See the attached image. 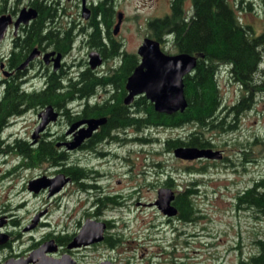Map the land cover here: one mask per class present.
<instances>
[{"label":"rangeland","instance_id":"374dc122","mask_svg":"<svg viewBox=\"0 0 264 264\" xmlns=\"http://www.w3.org/2000/svg\"><path fill=\"white\" fill-rule=\"evenodd\" d=\"M14 1L19 9L26 0H10L11 3ZM112 3L114 15L118 10L122 11V24L131 28L125 34L124 45L132 52L147 31L146 19L162 15L167 10L166 0H112ZM228 3L238 21L247 26L252 35L264 31L262 0H228ZM2 47L6 50L7 44ZM260 54L261 62L252 75L254 86L234 81L225 65L218 66L215 71L221 99L216 116L221 125L216 130L203 129L198 137L208 140L212 145L210 148L220 150V160L183 162L164 148L166 139L188 135L193 129L190 125L174 129L147 128L143 132L151 141L156 139L153 144L140 147L131 142L119 146L105 145L101 149L108 150V153L99 159H93V155L85 151L69 152L68 158L79 162L84 169L97 168L109 172L112 177H101L99 185L110 184L114 193L125 197L123 201L122 197H118L121 205L110 204L98 210L105 218H121L125 222L124 226L118 224L107 230L122 237L117 244L119 250L114 252L103 244L80 249L76 251L77 264H92L102 257L122 264L127 256H132L135 264L161 259L164 264H169V261L177 264H243L248 261L250 253L256 251L255 241L264 238V215L242 205L237 206L236 196L264 172V45L260 47ZM244 96L247 97L242 106L237 107L236 112L231 111V106ZM32 111L26 110L16 118H10L15 122L4 129L2 136L8 139L27 137L34 120ZM148 148L159 153L144 151ZM126 153L133 162V173L147 171L144 185L156 180L154 176L158 178L163 172L176 179L177 190L182 189L180 187L187 184L190 178L197 180L198 184L189 185L197 188L192 195L194 212L189 215L194 218L184 222L186 224L174 222L175 232L170 225H166L165 229H171L164 232L160 229L163 225L159 226L160 222H164L162 214L146 203L154 195L152 186L143 185L141 192L126 197L129 190L136 189L125 185L129 182L124 175L127 174L124 172L127 166L121 156ZM29 158V152L24 155L14 145H0V220L3 221L0 233H9L11 237L6 240L8 245L0 243V264L4 259L17 258L19 254L28 256L31 248L38 245L33 244L39 243L44 235L75 233L84 214L93 211L91 198L99 191L92 189L90 197L86 198V194H78L73 181L49 196L46 189L32 192L26 186L30 177L50 173L53 167L47 162L34 163ZM118 178L123 183L116 184ZM134 196H139L138 205L133 204ZM38 213L37 224L26 229Z\"/></svg>","mask_w":264,"mask_h":264},{"label":"flooded vegetation","instance_id":"af4514ba","mask_svg":"<svg viewBox=\"0 0 264 264\" xmlns=\"http://www.w3.org/2000/svg\"><path fill=\"white\" fill-rule=\"evenodd\" d=\"M166 2L167 10L164 14L146 19L147 31L136 46L135 52H132L124 45L126 42L125 34L131 28L129 26L125 27L122 24L124 17L122 11L118 10L114 15L112 0H26L19 9L17 8L16 1L11 3L10 0H0V14H7L12 20L11 24L7 25L0 39V99L3 98L8 88L15 89L16 93L19 94V98L16 100L17 110L8 117V120L1 129L0 145L2 143L4 145H26L31 154L42 145H50L55 153L58 154L55 161L48 162L43 158L42 161L37 163L47 162L48 166L53 167L52 172L32 176L29 180L39 177L53 178L57 174H63L69 179L68 184L75 181L76 190L78 189L79 195L86 194V198H89L92 189L99 190L93 194L94 198H91V207H94L93 211L84 214L75 233L57 236L44 235L39 243L33 244L34 246L38 245L32 247L30 252L43 244V247L46 248L44 252L46 256L54 259L66 256V259L70 262L77 264V250L97 247L99 244L108 246L114 252L119 250L117 244L122 237L119 234L108 233L107 230L118 224L119 226H124L125 222L121 218L117 220L105 218L102 214L98 213V210L103 206L107 208L110 204L121 205L118 197H122V201L125 197L120 193H114L110 184H106L104 187L99 185L98 182L101 177L106 179L112 177L109 172L105 173L97 168L84 169L79 162L76 160L71 161L68 158L71 150H66L65 146L75 136H82L81 141L72 150L76 151V153L85 151L93 155V159H99L108 153V150L103 151L101 149L105 145L116 144L119 146L126 142H131L140 147L145 144H153L156 141L154 138L152 139L153 141L147 138L143 131L147 128L163 127L145 124V104L152 105V109L155 112L159 111L154 109L153 103L145 97L144 93L134 94L129 98L126 82L133 69L139 63L140 58L136 50L145 38L158 42L160 50L165 54L181 52L177 48L178 45L175 41L177 22L171 20V18L168 20L167 17L171 16L172 12H176L180 14L181 23H187L193 17L192 2L191 0H166ZM23 7L32 8L34 15L26 23H19L14 28L13 21L19 10ZM159 23H163V25ZM5 43L7 44L6 50L2 47ZM32 53L33 56L27 61L25 67L19 69V65ZM126 57H130L132 62L126 67L123 77L117 78L114 81V76L117 75ZM193 68L187 74L192 73ZM89 80H95V82L92 83L90 90L83 91L81 85ZM47 90L48 96L51 95L53 97L55 93L59 97H53L55 98L53 100L39 101L36 97ZM116 95H120L119 106L124 116L130 121L102 132L101 129L105 125L108 116L104 113H99L98 110L114 103ZM73 103L75 104L74 106L71 105ZM26 110H33L34 115L33 125L28 136H15L11 139L4 138L2 136L4 129L12 122H15L10 118H16ZM43 120L46 122L39 130L35 131ZM90 120L97 122L91 130L86 131ZM193 131L195 130L192 129L188 135ZM184 136H176L173 139L184 140L186 138ZM164 142L163 146L165 148ZM178 146L212 149L209 146ZM174 147L165 149L172 152ZM146 150L159 153V151L151 148L144 151ZM217 151L220 152V150ZM109 154L117 156V154L112 152ZM220 156L219 159L200 157L193 160L206 159L205 162L208 163L220 160L222 158L221 153ZM121 160L127 166V169L124 171L127 174L124 175H126L129 182L125 185L136 188L135 191L129 190L126 194V197L130 198L133 197V194L141 192L147 171L139 170L137 174L133 173V162L130 161L128 153L121 156ZM181 161L185 162V160ZM71 165L77 167L78 174L75 176L67 171V167ZM154 178L156 180L150 181L149 184L143 186H152L154 188V195L146 203L150 208L157 211L158 208L153 204L157 197V191L162 188L170 190L172 198L169 201V205L173 207L175 213L167 216L158 210L162 214L164 221L160 222L159 226L163 225L160 229L164 232L169 231L171 228L172 232H175L176 228L173 227L174 222L186 224L184 222L191 221L194 218L189 215L184 217L180 212L179 206L183 203L181 196L185 194V203L192 209L191 212H194L192 195L193 192H197L195 191L197 188H191L189 185L198 184V181L190 178L187 184L180 187L182 189L177 190L176 179L169 173L163 172V174L160 173L158 178L156 176ZM120 183H123L122 179H116V184ZM134 197L136 199L133 201V204L138 205L140 201H137V197L139 196ZM87 221L103 224L100 238L86 244L81 243L77 246H69L74 236L80 232L82 225ZM35 224H37V220ZM166 225H170L171 228L165 229L164 226ZM5 234L8 240H10L9 233ZM84 240H88V238ZM4 244L8 245L9 242ZM50 248H52L51 251L48 250ZM257 253L258 246L256 245V251L251 252L250 257ZM139 255L141 256L142 253H139ZM26 256L22 257L19 254L17 258H24ZM161 260L152 263L164 264L162 263L164 260ZM104 261L116 264L112 259L103 257L98 258L92 264ZM33 263L30 262L28 264ZM132 263L135 264L133 257L127 256L122 264ZM152 263L145 262L143 264ZM168 263L177 264L170 261Z\"/></svg>","mask_w":264,"mask_h":264},{"label":"trees","instance_id":"16d2710c","mask_svg":"<svg viewBox=\"0 0 264 264\" xmlns=\"http://www.w3.org/2000/svg\"><path fill=\"white\" fill-rule=\"evenodd\" d=\"M191 2L193 17L187 23H181L180 14L176 12H172L171 16L167 17L168 20L171 18L177 22L175 41L179 51L197 56L193 72L182 77L186 106L181 112L166 114L155 112L152 105L145 104L146 125H158L171 129L190 125L195 130L187 135L184 140L166 139L164 142L166 149L178 145L212 146L208 141L200 139L198 135L203 129L214 128L216 130L221 125L218 124L220 121H217L216 116L221 101L215 77L217 67L225 65L234 81L243 85L249 83L254 86L252 75L257 71V66L261 62L260 47L264 45V31L258 35H252L250 29L238 21L229 6L228 0H191ZM262 3L264 5V0ZM159 24L163 25V23ZM131 60L130 57L124 58L121 68L114 76V81L123 77L126 67L132 62ZM94 82L95 80L87 81L81 85V89L83 91L90 90ZM119 96L116 95L114 103L98 110L99 113L108 116L101 129L102 132L130 121L124 116L119 106ZM53 97L59 96L54 93ZM53 97L48 96L47 90L36 98L39 101H47L55 99ZM246 97H241L236 104L231 106V111L236 112L237 107L242 106ZM18 98L19 94L16 93L15 89L8 88L3 98L0 99V132L8 117L17 110L16 100ZM14 146L24 155L29 152V156L31 155L29 160L34 163L42 161L43 158L48 162H54L58 156L50 145H42L39 149H35L32 154L26 145ZM76 168L75 165H71L67 167V171L75 176L78 174ZM184 197L185 194L181 196L183 203L180 204L179 209L185 217L191 215L192 209L187 206ZM236 201L237 206L242 205L252 209L255 213L264 215V172L252 181L249 187L240 191L236 196ZM256 245L258 246V253L243 264H264V239H258Z\"/></svg>","mask_w":264,"mask_h":264},{"label":"water","instance_id":"95a60500","mask_svg":"<svg viewBox=\"0 0 264 264\" xmlns=\"http://www.w3.org/2000/svg\"><path fill=\"white\" fill-rule=\"evenodd\" d=\"M34 15L32 8H21L13 21V27L19 23H26L29 18ZM12 20L7 14H0V39L6 30L7 25L11 24ZM136 53L139 55V63L133 69L126 82V88L129 90V98L134 94L144 93L145 97L153 103L155 110L170 114L173 111H182L186 106V101L183 94L182 76L187 74L195 65V55L186 52L175 54H165L159 49L158 42L145 38L138 46ZM33 53L29 55L24 62L19 65V69L24 68L27 61L32 58ZM46 121L35 129L39 130ZM97 121L90 120L86 131L91 130ZM82 136H75L72 141L65 147L68 150L74 149L81 141ZM173 156L176 158L191 160L199 157L219 159L220 152L212 149H198L195 147L178 146L172 150ZM69 179L63 174H57L53 178L39 177L27 181V189L32 192H37L39 189L47 188V195H52L59 191L61 187L68 182ZM172 198V193L168 189H159L157 197L153 204L158 210L167 216L175 213L173 207L169 205ZM36 214L31 219V224L26 226V229L31 228L38 216ZM3 221L0 220V225ZM103 229L102 223L86 222L82 225L69 246H77L81 243L96 241L100 238ZM6 235L0 233V243L6 241ZM88 238V240H84ZM52 250V248L48 249ZM54 250V248H53ZM46 248L43 244L32 250L25 258H7L1 264H73L66 256L59 259H54L45 255ZM97 264H110L108 261L99 262Z\"/></svg>","mask_w":264,"mask_h":264}]
</instances>
